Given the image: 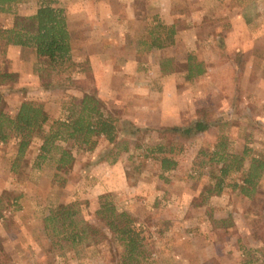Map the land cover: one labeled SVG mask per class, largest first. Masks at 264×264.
<instances>
[{
    "label": "rangeland",
    "instance_id": "obj_1",
    "mask_svg": "<svg viewBox=\"0 0 264 264\" xmlns=\"http://www.w3.org/2000/svg\"><path fill=\"white\" fill-rule=\"evenodd\" d=\"M56 1L59 6L67 5V0ZM167 3L162 7L155 1L134 0L135 19L116 26L132 28L128 37L132 43L154 27L153 18L161 20L158 10L167 12L177 29L176 44L156 55L143 56L162 63L168 56L182 61L192 54L195 61L202 60L205 72L181 83L180 73H171L170 83L164 85L162 78L154 82V94L136 87L135 97L123 91L122 96L104 100L121 117L125 130L121 136L131 137L129 131L141 127L133 135L140 143L153 142L160 126L193 122L200 108L209 111L212 122L219 124L213 122L210 130L192 133L189 138L178 136L184 147L176 156L177 165L168 171H162L157 160H144L141 149L121 152L116 162L125 171L122 178L105 165L112 156L103 137L98 138L94 150L73 148L74 163L66 172L55 169V151L44 160L37 159L40 138L32 139L16 168L11 169L17 138L0 141L1 264H116L115 250L107 243L80 248L79 253L66 248L48 251L42 218L56 205L76 201L91 220L98 191L119 184L121 189L110 193L117 207L133 214L143 227L147 264H264V167L250 196L227 186L220 194L205 198V188L213 182L210 177L218 174L216 163L208 159L220 134L227 137V151L240 154L245 146L249 148L245 167L253 156L264 161V0H172L170 13ZM77 4L88 8L81 0L72 3ZM63 6L64 12L73 8ZM36 8V0H21L11 12L0 10V28L11 27L17 18L35 13ZM90 8L101 10L98 4ZM125 9L123 1L111 0L113 12L122 17ZM129 44L127 50L118 52L139 57ZM7 45L0 40V96L5 112L12 115L23 100H32L42 102L51 117L58 118L70 96H82L67 83L68 73L47 70V61L37 56L34 69L41 71L42 77L39 85L29 88L27 71L33 51L25 46L24 53L19 52L20 45L9 44L17 49L16 59H11ZM74 53L85 57L86 51L80 48ZM93 78L84 80L92 86L91 92L98 86ZM134 84L140 86L138 80ZM59 144L70 145L66 141ZM200 150L206 154L198 157ZM138 162L140 172L134 170ZM241 175L235 173L225 181H240ZM14 195L20 196L15 203ZM259 247L261 251L256 253Z\"/></svg>",
    "mask_w": 264,
    "mask_h": 264
},
{
    "label": "trees",
    "instance_id": "obj_2",
    "mask_svg": "<svg viewBox=\"0 0 264 264\" xmlns=\"http://www.w3.org/2000/svg\"><path fill=\"white\" fill-rule=\"evenodd\" d=\"M20 1L0 0V10L11 12L12 6ZM36 2L35 13L17 18L9 28H0V40L8 45L33 48L37 57L47 61V70L68 73L67 83L79 90L82 96L80 98L70 96L65 103L63 116L58 118L51 117L42 102L32 100H23L16 112L11 115L4 111L0 96V141L6 142L11 137L17 138V155L11 169L16 168L19 158L24 156L33 138L41 140L37 159L44 160L51 151H55V169L66 172L74 163L73 148L94 150L98 138L103 137L109 144V153L112 156L111 160H107L108 163H115L121 152L141 149L144 160L148 158L157 160L159 168L168 171L175 168L176 156L184 147L178 136L189 138L192 133L210 130L213 122L219 124L216 120L212 122L209 111L200 108L196 111L195 120L187 125L158 127L156 130L158 135L153 142L140 143L133 139V135L141 129L136 124L135 130L129 131L131 137L121 136L122 131L125 132L120 125L121 117L107 106L105 100L98 95L96 87V91L91 92L92 86L84 81L91 76L86 63L79 64L73 59L64 9L57 5L56 0ZM154 20V27L149 31L151 44L157 48L172 44L177 34L175 24L166 25L156 17ZM166 61L164 65L161 64L162 72L180 73V83L193 80L205 72L202 60L195 61L192 54L185 60H175L172 66L167 65ZM179 66L182 68L178 69ZM35 70L41 79V71L39 73L37 68ZM76 72H82L84 77L76 78ZM226 139L224 134H220L209 154L208 160L216 163L215 171L218 174L213 175V178L209 176L213 182L205 188L207 192L205 198L220 194L227 186L238 188L240 193L250 196L261 178L264 161L253 156L249 158L245 167L244 158L249 148L245 146L240 154L227 151ZM61 141H66L70 145L61 146L59 144ZM197 154L198 157L204 156L206 152L200 150ZM140 164L138 162L134 170L140 172ZM238 172L243 173L240 181H225L226 177L232 178V175ZM210 173L212 172H209V175ZM6 192L3 191L2 194H7ZM19 197L14 195L12 201L17 202ZM115 202L110 192L100 194L91 220L83 215L80 202L60 203L50 209L42 218L43 230L49 240L47 250L66 248L79 253L80 248L107 243L115 250L116 264H147L149 253L146 249L147 237L143 227L133 214L117 207ZM260 249L259 247L256 253H259ZM2 251L0 248V253Z\"/></svg>",
    "mask_w": 264,
    "mask_h": 264
},
{
    "label": "crops",
    "instance_id": "obj_3",
    "mask_svg": "<svg viewBox=\"0 0 264 264\" xmlns=\"http://www.w3.org/2000/svg\"><path fill=\"white\" fill-rule=\"evenodd\" d=\"M74 1L75 0H67L66 4L69 7L73 8L70 9V11H65L67 27L71 37L73 59L79 64L86 63L87 71L90 70L89 73L98 82V86L96 84V87L98 95L102 99L117 98V95H123V91H127L128 96L135 97L138 90L136 87H139V89L141 90L147 89L146 93L148 94H154V82L158 81L159 78H162L164 85L166 83H170V78H172L173 74L176 72L164 71L165 73H163L161 70V64L164 65V62L161 63L159 59H154V57L152 59H147V56L143 55L146 53L156 55L157 52L169 49L170 47L174 46L176 44L175 37L177 36V34H175L174 42L172 44L157 48L151 44L149 38V31H152L151 29H153L152 26L150 27V29H148V31L145 32L147 35H141L139 39H136L135 41H132V43H130L131 39H128V37L130 36L129 32L132 31V28L127 25V27L122 26L119 29V27L116 25H118L122 21L125 23L129 20L131 21L132 19H135V11L133 8L134 0H121L123 1V7L125 6L126 8V12L122 17L117 11L113 12L111 10V0H81L83 3L88 4L86 5L88 7L87 9H84L82 6L80 7V5L78 4L77 6L72 5ZM151 1H155L156 4L161 3L162 7L163 4H166L167 1L168 3L166 9L169 12V4L172 0ZM68 2L70 3V5ZM97 4L98 7H101V10L98 8H90L92 5L97 6ZM157 12L159 13V18L163 21H161L162 23L166 25L175 24L174 19H170V14H167V12L165 13L160 10H158ZM174 28L177 31L176 26ZM118 29L119 37L116 36ZM193 31L195 33V30H190V33H193ZM182 32L183 31H181V33ZM127 44L131 45L135 50L134 52L144 58H141L140 56H133L134 58H130L126 54L124 55L123 53H120L122 52V49L127 50ZM80 48L86 51L85 57L74 53L75 50ZM7 49L8 56L11 59H16L15 57L17 49L12 47L11 45H8ZM27 49L30 50V52L33 51L31 52L32 55L30 60V70L27 71V84H29L27 86L30 88V86L34 87L36 85H39V77L37 76V73H35L36 70L34 69V61L36 60L35 51L33 48L30 49L27 47ZM118 49L120 52H118ZM21 51L24 53V49L22 46H20L19 52ZM28 53L29 52L27 51V54ZM173 56L174 55H172L171 57L168 56L166 58L167 65L172 66L174 64L176 58L175 56ZM12 65H16L15 61H13ZM11 68H13L12 70H17L14 67ZM75 75L76 78L84 77V74L82 72H76ZM137 80L139 81L140 86H136L137 84H134ZM172 80L174 83L176 82L175 78H173ZM35 81L37 82L36 84ZM165 93L162 94L166 95ZM101 164L104 165V163ZM105 165L119 178L125 176L124 169L118 166L117 162H115V164L106 163ZM111 165L113 166L111 167ZM100 167L101 166H98L96 167V169H100ZM109 176L111 177V175ZM108 181L112 182V177ZM119 186L120 187L114 185V187L106 188L104 191L99 190L98 194L119 190L122 187L120 184ZM1 190L2 189H0V191Z\"/></svg>",
    "mask_w": 264,
    "mask_h": 264
}]
</instances>
